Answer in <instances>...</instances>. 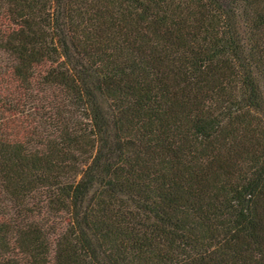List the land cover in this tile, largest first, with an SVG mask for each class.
Instances as JSON below:
<instances>
[{
  "label": "trees",
  "instance_id": "1",
  "mask_svg": "<svg viewBox=\"0 0 264 264\" xmlns=\"http://www.w3.org/2000/svg\"><path fill=\"white\" fill-rule=\"evenodd\" d=\"M0 264H264V0H0Z\"/></svg>",
  "mask_w": 264,
  "mask_h": 264
}]
</instances>
